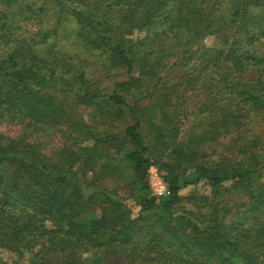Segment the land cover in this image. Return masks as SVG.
<instances>
[{
  "label": "trees",
  "instance_id": "1",
  "mask_svg": "<svg viewBox=\"0 0 264 264\" xmlns=\"http://www.w3.org/2000/svg\"><path fill=\"white\" fill-rule=\"evenodd\" d=\"M0 250L264 264V0H0Z\"/></svg>",
  "mask_w": 264,
  "mask_h": 264
},
{
  "label": "rangeland",
  "instance_id": "2",
  "mask_svg": "<svg viewBox=\"0 0 264 264\" xmlns=\"http://www.w3.org/2000/svg\"><path fill=\"white\" fill-rule=\"evenodd\" d=\"M210 42V40H208ZM89 57V62L87 64V68L91 69L92 71L96 72L100 75H102V72L98 71L96 68V56H88ZM107 83V82H106ZM22 125H2L1 126V131L5 135H12V136H17L20 133H22ZM32 139L37 138L40 139L41 142L43 143L44 146H47V149L49 151L57 146L61 141H62V134H56V135H48L47 133L40 132L39 134H34ZM149 184H150V189L152 192V195L157 196L160 185H164L167 187V183L163 179L162 173H160L155 167H152L149 172ZM209 193V188L205 183H200L199 185H190L184 189L181 190V195L183 197H186L188 195L194 194V193ZM129 205L132 206L134 213L138 211V207L134 204L133 201H128ZM0 255L4 256L5 258H10L12 257V254L9 252H5L3 250H0Z\"/></svg>",
  "mask_w": 264,
  "mask_h": 264
},
{
  "label": "built area",
  "instance_id": "3",
  "mask_svg": "<svg viewBox=\"0 0 264 264\" xmlns=\"http://www.w3.org/2000/svg\"><path fill=\"white\" fill-rule=\"evenodd\" d=\"M168 193V188L164 185H160L159 191H158V195L157 196H162Z\"/></svg>",
  "mask_w": 264,
  "mask_h": 264
}]
</instances>
